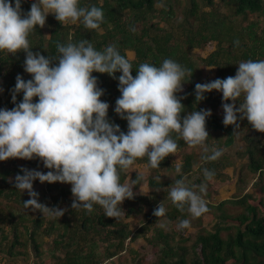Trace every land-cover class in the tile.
Instances as JSON below:
<instances>
[{"label": "clouds", "instance_id": "clouds-1", "mask_svg": "<svg viewBox=\"0 0 264 264\" xmlns=\"http://www.w3.org/2000/svg\"><path fill=\"white\" fill-rule=\"evenodd\" d=\"M24 2L0 0V51L26 53L24 71L31 75L28 80L17 75L12 90L15 106L0 108V161L39 158L49 169L22 168L23 174L15 176L16 189L27 191L30 197L23 202L25 208L54 218L65 214L66 209L39 201L33 187V182L39 180L70 184L72 209H85L91 214L99 205L105 216L120 217L124 213L122 202L136 194L131 184L121 182V170L145 156L151 168H159L161 161L178 150L173 133L189 147L201 148L205 161L223 155L224 148L210 149L206 143L211 109L194 110L181 119L185 108L177 94L183 91L191 69L165 58L160 66L141 63L133 76L132 62L116 45L98 50L87 39L58 43L60 55L56 58L34 53L29 35L37 26H45L49 14L60 23H82L87 29L99 31H103L105 16L101 7L81 6V0H33L27 13L21 7ZM158 6L166 7L165 0H159ZM238 65L235 76L197 83L195 100L203 101L213 90L221 92L225 126L238 129V119L246 118L252 128L264 133V59H248ZM94 72L118 79L121 95L114 111L127 121L126 132L108 118L109 103L101 99L104 89L99 87ZM117 72L121 73L118 78ZM21 92L23 99L15 103ZM176 172H181L180 165ZM203 174L207 181L215 177V171L207 167ZM206 193V183L189 187L185 178H180L175 180L169 196L178 209L184 211L187 207L192 217H200L210 211ZM166 213L163 203H159L153 215L163 217ZM190 226L188 218L177 225L179 229Z\"/></svg>", "mask_w": 264, "mask_h": 264}, {"label": "trees", "instance_id": "trees-1", "mask_svg": "<svg viewBox=\"0 0 264 264\" xmlns=\"http://www.w3.org/2000/svg\"><path fill=\"white\" fill-rule=\"evenodd\" d=\"M182 1L184 7L180 17H177L178 6L176 5L179 4V0H165L166 7H161L159 11L155 9V3L159 0H81V6L95 5L103 9L105 16L104 22L101 24L103 31L87 29L82 23L63 25L53 15L49 17L51 20H46L43 28L37 26L35 31L30 33V45L34 53L40 52L46 57L56 58L60 55L57 49L58 43H78L87 39L98 50H103L107 45L114 44L120 53L126 57L127 52L134 54V59L130 60L133 64V76L136 75V70L143 62L160 66L165 58H172L182 66L192 70V73L185 77L183 91L177 94L178 97L182 98L181 102L185 108L184 112L181 113V119L191 111L202 109L203 106L206 109L215 110L221 104L222 98L221 96L214 97L216 90L206 93V98L203 101L195 100V85L202 83L198 79V67L201 65L205 68H214L220 64L218 78H227L236 75L238 64L241 61L264 59V28L259 23V17L264 18V0H221L226 7L231 6L233 8V11L226 14L217 11L214 0ZM32 2L33 0H25L22 3L21 7L24 13L30 10ZM152 13H157L163 26H160L159 23L150 22L148 16L152 17ZM247 15L254 16L252 17L254 19L248 21ZM239 18L244 21L242 22ZM44 30H47L48 37H45ZM211 44H214V50L205 58L193 56L194 50ZM25 57L26 53L23 51L16 54L0 53V76L3 78L7 96V101L2 103L1 108L11 109L15 106L12 101V90L18 74L22 75L25 80L31 79V75L24 71ZM3 66L9 68L1 72ZM120 74L117 72L115 75L118 78ZM93 75L98 77L99 87L104 89V95L101 99L107 101L111 108L108 112V118L113 123L119 124L121 130L126 132L127 121L121 119L114 111L116 100L121 95L118 90V79H114L108 74L96 72ZM22 99L23 93H18L15 103H19ZM33 99L36 101L38 97ZM241 99L243 98L241 97ZM223 118L222 108L220 115L212 113L206 121V128L209 133L206 143L209 148L213 138L210 132L221 133L225 136L223 142L225 148L231 147L234 143L236 128L234 125L225 126ZM249 127L251 135L246 138L248 145L241 156L246 155L248 157L250 173L259 178L264 173V152H262L264 133L258 132L251 125ZM173 137L177 139L178 150L187 147V143L177 133H173ZM172 154L161 161L159 168L164 167L166 170L176 171L177 165L170 162ZM202 154L204 155V153ZM203 155H199L198 167L195 166L193 170L194 156L192 153L187 154L183 163L180 164L181 172L177 175V179L183 178V175L188 176L190 173L193 175L196 173L194 182L197 185L202 183L208 185L209 182L219 179L222 173H218L217 168L225 169L227 164H222L219 159L205 161L202 159ZM138 160L139 158L136 161ZM143 161L148 162L147 156L143 157ZM28 162L32 169H38V163L34 158ZM205 167L215 171L213 180L207 181L205 179L203 174ZM10 173L9 170H1L0 182L5 185L7 175ZM20 174L23 173L20 171ZM120 175L121 182L124 183L126 180L125 169L121 170ZM141 181L140 178L136 179L133 191L138 189ZM239 182L243 183V180L240 178ZM147 185L150 188H158L163 183H156L149 179ZM6 188H11L10 193L12 194H16L19 190L13 183L6 185V187H0V195L7 196L4 193ZM46 189L49 191L57 190V193L51 194L47 200L42 198L44 202H48L49 207L66 205L65 213L68 218L66 217L57 223L59 232L54 239L58 253L41 251L35 236L43 226L44 219L38 215L31 221V229L26 230L25 227L24 235H20L14 229L12 243L7 248L1 247L0 243V253H2L3 258L13 261L17 257L27 256L25 251L17 250V247L25 249L29 243L32 244L35 259L39 260L45 257V263L104 264L123 255L131 242L140 235V231L131 232L127 225L118 218L105 216L103 208L99 205L94 206V211L91 214L85 209H72L73 200L69 199L72 192L58 186L57 183L46 182ZM166 193L161 195L160 201L156 204L150 203L149 196L137 193L134 198L123 201V204L126 205L123 219L141 214L144 208L155 207L154 209L150 208L152 214L145 215V223L141 226H143L142 230L150 228L152 231L156 228L154 238L160 240V243L155 244L157 253L160 255L156 264H264V193L257 205L249 203V201L254 200V197L246 194L240 199L223 201L218 205L207 203L210 211L200 217H192L187 211V207L184 211L178 209L169 194ZM206 196L209 197L208 194ZM24 201L26 200H22L21 204ZM159 203H163L167 209L166 216L156 217L153 215ZM226 204L240 206L243 210L239 217L234 218L235 225H224L225 221L231 219L223 214ZM217 211L222 212L220 219L215 216ZM204 215H209L215 222L211 230L203 226ZM185 218L190 219L191 226L198 228L199 232L193 238L192 236L186 237V239L171 243L169 240L173 234L170 231H163L161 224L168 225L169 228L171 226L177 227L180 220ZM50 229L52 230V225ZM179 230L177 227L178 232ZM225 232L227 233L223 236L222 233ZM22 237H24V242H19ZM3 239L5 236H2ZM95 240L101 241L104 246L103 251H99ZM131 253L136 255L135 252ZM133 260L135 264H152L145 262V255H138Z\"/></svg>", "mask_w": 264, "mask_h": 264}, {"label": "rangeland", "instance_id": "rangeland-1", "mask_svg": "<svg viewBox=\"0 0 264 264\" xmlns=\"http://www.w3.org/2000/svg\"><path fill=\"white\" fill-rule=\"evenodd\" d=\"M215 5L217 7V11L220 13H230L233 11V8L231 6L226 7L221 0H214ZM177 12L176 16L180 17V13L183 10L184 3L182 0H179V4H177ZM161 7L158 6V2L155 3V9L156 11H159ZM223 11V12H222ZM54 14H49L46 18V20H51L49 17L53 16ZM152 17L148 16L151 23H159L160 26H163L162 22L160 21V18L157 16V13H152ZM254 16L247 15L248 21L254 19L252 18ZM245 18V19H246ZM53 20V19H52ZM242 22V18H239ZM46 21V22H47ZM259 23L260 26L264 28V18L259 17ZM63 25H75L71 23H62ZM77 24V23H76ZM47 27V26H46ZM45 37H48L47 30L43 31ZM226 47V45H224ZM214 50V44H211L207 47H201L199 49L194 50L193 56L196 58H205L207 55H209ZM6 53V51H0V53ZM127 57L130 60L134 59V54L131 52H127ZM218 67H220V64L217 67L214 68H205L203 66L198 67V79L204 83L212 81L216 78H218ZM8 66H3L1 68V72H4L8 69ZM197 79V80H198ZM184 88V87H183ZM0 108L2 106V103L4 101H7L6 96V88L4 87L3 78L0 76ZM222 97L221 92H215L216 98ZM224 101L221 98L220 105L217 106L215 110H212V113H217L220 115L222 113V103ZM231 102V101H227ZM239 102H242V99L240 101L236 102V106H239ZM110 107L108 112L110 111ZM202 109H206L205 106L202 107ZM239 128L235 129L236 137L234 139V143L231 147L225 148L223 145L225 136L221 133H212L210 132V135L213 137L211 141V148L214 147H222L225 149L223 155L218 158L222 164H227V167L217 168L218 173H222L221 177L219 179H216L214 181H211L207 185V193L209 197L204 195V198L206 199L207 203H210L212 205H218L219 203L227 200L234 199H240L245 194L246 195H252L254 197L253 201H249L252 205H257L259 199L261 198L262 194L264 193V173L261 175V177H257L256 175H253L250 173L248 169V157L246 155L241 156V153L245 151L248 143L246 142V138L250 137L251 135V129H250V123L246 118L238 119ZM219 142V144H218ZM263 142V140H261ZM262 152H264V147L262 148ZM192 153L194 156L193 162H192V169H195V166L198 167L199 164V155H203V151L201 148L196 147H189L187 145L186 148L183 150H178L177 152L173 153L170 157V162L173 165H180L184 161V157L187 154ZM264 154V153H263ZM217 159V160H218ZM36 160V163H38V170L47 171V168L43 166V163L39 158H34ZM22 168H28L32 169L29 165L28 160L20 159V158H10L6 161H0V171L5 169L9 170L11 173L7 175L6 183L5 185L0 182V187H6V185H12L15 183V176L20 173ZM192 170V172H193ZM222 171V172H221ZM22 172V171H21ZM126 173V180L124 183L131 184L134 186L136 183V179L140 178L142 181L138 186V189H134V192L139 195H147L149 196L150 203L156 204L161 199V195L164 194V192H167L169 194L171 187L174 186L175 180H177V175L180 173H177L174 170H166L163 168H151L149 166L148 162H144L143 158H139L138 161L134 163V165L130 166L129 168L125 169ZM183 178H185L186 183L188 186L197 185L194 180L196 179V173L195 175L189 174L188 176L183 175ZM243 180V183L239 182V179ZM150 180L155 181L156 183H163L162 186H159L158 188H150L147 185V182ZM58 186L63 187L65 189H69L71 191V185L67 183H60L56 182ZM189 186V187H190ZM33 187L35 191L39 193V201H42L44 204L48 205V202H44L42 200L51 197V194H56L57 190L52 189L51 191L46 189V182L41 183L39 180H36L33 182ZM11 188L5 189V192L7 196L0 195V243L1 247L4 248V246L7 248L13 240V231L14 229L17 230V233L20 235H24L25 227L26 230L31 229L32 220L35 219L38 215H41L44 219L43 226L41 227L40 231L35 236V239L37 243L40 245L41 251L45 253H53L54 251L58 253V249L56 248V245L54 244V239L57 237L56 235L59 232V229L57 228V223L62 221L64 218H68L66 213L62 217H50L47 214H41L40 212H34L30 208H25L24 204H21L22 200H28L30 197L27 193V191L22 192L21 190H18L16 194L10 193ZM137 190V192H136ZM196 191H199L198 188L195 189ZM166 193V194H167ZM69 199L73 200L74 197L71 194L69 196ZM235 203V202H232ZM122 209L124 210L126 208V205H121ZM60 208L66 209V205H61ZM155 208V207H150ZM150 208H144L143 212L141 214H136L131 216L128 219H123L124 213L118 217L119 220L125 225H127V228L130 229L131 232L140 231V235L138 238L131 242L130 246L126 249L125 253L121 256H117L113 258L112 260L107 261V263L104 264H135L134 263V257H137L138 255H145V262L156 264L159 259V254L157 253V249L155 247L156 243H160L159 239L154 238V233L156 231V228H154L152 231H150V228L142 230L143 229V223H145V215L146 214H152V211H150ZM226 208V209H225ZM223 214H225V217L231 218L228 221L224 222V225L232 226L235 225L236 222L234 221V218L239 217L243 210L239 206H233L232 204H226ZM125 212V211H124ZM216 217L220 219L222 217V212L215 213ZM222 220H225V218H222ZM163 222V221H162ZM203 226L206 229L211 230L214 221L209 215H204L202 219ZM194 224V222H193ZM52 225V230L50 229ZM141 226V227H140ZM140 227V228H139ZM163 231H170L173 236L171 238V243H174L175 241H180L182 239H186L193 236H195L199 229L195 226H190L186 229H180L179 232L177 231V227L171 226L169 228L168 225H162ZM140 229V230H139ZM176 231V232H174ZM227 232L222 233L224 236ZM180 236H177V235ZM2 236H5V239L2 240ZM155 239V240H154ZM24 242V237L19 239V242ZM98 245L99 251L104 250V246L102 245L100 240H95ZM174 241V242H172ZM27 248L17 247V250H21L22 252L25 251L27 256L25 257H17L15 260L11 259H5L2 257V253H0V264H43L45 263V257L41 258L39 260H36L34 255V250L32 248V244L27 243ZM130 247V248H129ZM131 252H135L136 255L132 254ZM44 260V261H43ZM45 264H52V262L45 263Z\"/></svg>", "mask_w": 264, "mask_h": 264}]
</instances>
